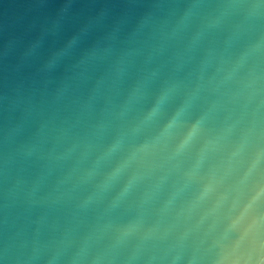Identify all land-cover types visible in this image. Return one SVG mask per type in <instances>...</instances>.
I'll list each match as a JSON object with an SVG mask.
<instances>
[{
	"label": "water",
	"instance_id": "1",
	"mask_svg": "<svg viewBox=\"0 0 264 264\" xmlns=\"http://www.w3.org/2000/svg\"><path fill=\"white\" fill-rule=\"evenodd\" d=\"M0 264H264V0H0Z\"/></svg>",
	"mask_w": 264,
	"mask_h": 264
}]
</instances>
